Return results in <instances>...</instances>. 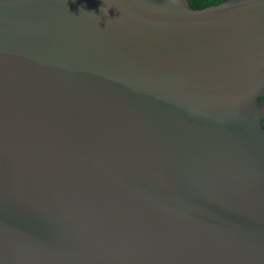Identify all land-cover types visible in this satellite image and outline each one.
I'll use <instances>...</instances> for the list:
<instances>
[{
    "label": "water",
    "instance_id": "obj_1",
    "mask_svg": "<svg viewBox=\"0 0 264 264\" xmlns=\"http://www.w3.org/2000/svg\"><path fill=\"white\" fill-rule=\"evenodd\" d=\"M264 0H0V264H264Z\"/></svg>",
    "mask_w": 264,
    "mask_h": 264
},
{
    "label": "trees",
    "instance_id": "obj_2",
    "mask_svg": "<svg viewBox=\"0 0 264 264\" xmlns=\"http://www.w3.org/2000/svg\"><path fill=\"white\" fill-rule=\"evenodd\" d=\"M227 0H189V4L193 9H203L209 6L218 5ZM261 102H264V96L260 98ZM262 127L264 129V121H262Z\"/></svg>",
    "mask_w": 264,
    "mask_h": 264
}]
</instances>
